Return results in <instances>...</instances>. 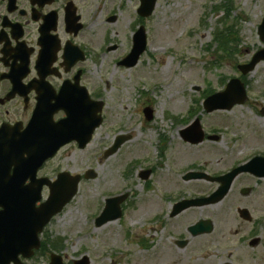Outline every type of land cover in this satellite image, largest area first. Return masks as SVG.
Masks as SVG:
<instances>
[{"label":"rangeland","instance_id":"374dc122","mask_svg":"<svg viewBox=\"0 0 264 264\" xmlns=\"http://www.w3.org/2000/svg\"><path fill=\"white\" fill-rule=\"evenodd\" d=\"M135 4L127 0L124 24L128 27L134 21ZM263 14L264 0H157L152 15L143 22L147 45L138 66L120 69L107 64L108 59L92 65L97 69L96 83L106 87L103 122L84 149L68 148L53 165L81 175L92 170L95 176L82 179L73 199L49 223V252L27 264H48L51 253L60 255L64 264L81 257H87L90 264H216L223 250H234L237 210L245 207L256 216L264 213V180L263 186H252L253 192L243 196L235 193V186L251 185V180L239 177L226 199L184 211L170 230L159 231L154 214L159 211L160 186H172L175 198L204 194L218 183L184 181L182 175L197 167L218 175L239 166L233 163L242 156L264 147L260 144L264 117L257 109L264 106L260 95L264 92V62L246 74L243 104L206 113L202 107L206 97L201 100L205 91H222L231 78L240 77L236 66L247 63L259 48L256 28ZM230 25L233 33L226 40L225 36L216 39ZM123 42L121 49H125ZM224 43L227 52H219V44ZM145 108L152 111L150 121L144 116ZM194 120H199L210 138L195 145L184 143L179 132ZM117 134L124 136L125 143L113 155L103 156ZM163 136L168 145L159 154ZM152 168L147 180L140 179L142 171ZM121 193H127L122 216L96 227L94 219L104 198ZM206 217L214 223L211 234L189 238L183 247L174 244L176 237L188 236L184 227ZM206 253L211 258L203 262Z\"/></svg>","mask_w":264,"mask_h":264},{"label":"flooded vegetation","instance_id":"af4514ba","mask_svg":"<svg viewBox=\"0 0 264 264\" xmlns=\"http://www.w3.org/2000/svg\"><path fill=\"white\" fill-rule=\"evenodd\" d=\"M130 1L136 4L133 9L134 21L128 27L127 22L124 24L127 0H116L115 3H112L111 0H0V130H3L5 140L19 144L22 143L23 138L26 143L25 138L28 137L31 142V132L35 131L40 136L41 132L43 134V128L56 127L58 122L67 118V113L79 107L80 102L87 105L92 101H101L103 111L105 103L102 95L106 87L102 83H96L94 73L97 69L92 65L103 64L108 59L107 64L112 63L120 69H133L140 63L139 59L130 68L122 64L123 59L132 48L135 32L144 26L143 22L146 19L137 12L140 1ZM263 19L264 14L257 24V33ZM258 38L260 45L257 51L264 48V42L259 35ZM122 40H124L125 49H121ZM119 50L121 52H118ZM112 53L115 55L112 56ZM236 71L239 73L237 66ZM91 74L93 77L90 76ZM240 78L248 88L246 75H240ZM210 93L205 91L201 100ZM260 95L264 96V92ZM85 105L83 106L86 107ZM257 109L259 115L264 117L262 113L264 106H258ZM192 110L195 112V107H192ZM76 125L78 127V123ZM6 131H8L7 136ZM94 134L95 132L93 136ZM208 138L210 137L204 132L201 142ZM119 139H123L119 142L121 144L114 152H110ZM162 139L165 141L164 145L160 144ZM125 141L122 134L114 136L112 143L104 150L103 156L113 155ZM184 143L193 144L186 141ZM262 143H264V136L260 141V144ZM166 145H168L167 136H163L159 139V154L160 151L165 152ZM68 148H71V151L78 150L79 142L72 140L59 148L53 157L41 164L33 178L23 174L22 170L26 169L24 164L7 165V167L9 166L8 178L10 181L8 189L11 190L12 198L16 196L19 199V202H11L9 205V213L14 219H24L28 215L35 214L36 208L40 207L50 195V186L57 181L59 174L67 173L66 181L80 175V173L66 169L59 164L53 165L59 155L67 153ZM263 148H252L251 150H254L251 153L245 157L242 156L233 164L240 165L252 155L264 158ZM166 149L168 150V148ZM22 157L26 158V154ZM61 161L65 160L60 159ZM153 168L146 170L149 171L148 177L153 174ZM199 168L190 170L203 172ZM228 170L230 167L213 176L204 173L209 177L216 178ZM125 171L129 172L130 169L127 167ZM144 175L145 172L142 171L140 179L147 180L148 178L144 179ZM241 176L250 179L251 185L238 184L235 186L237 194L247 196L253 192L252 186L258 187L263 184L264 176L248 172L240 173L221 201L234 190V185ZM213 182L218 183L217 181ZM40 183L39 202H35L32 205L34 208L29 210L28 207L31 203L26 199L31 193L36 192ZM218 185L210 191L194 197H206L215 191ZM160 187L162 194L159 198V211L154 214V223L160 227L159 231L162 232V228L164 230L173 229V220L184 212L172 216L175 204L191 197L187 198L181 195L175 198L170 191L172 186ZM242 209H246L249 215L243 218L239 214L240 209L237 210L238 228L235 233L237 238L232 241L234 250H223L224 255L216 256V264H264V213H259L256 216L257 214L255 215L250 209L245 207ZM47 227L48 224L37 234L39 246L34 248L30 258L24 259L19 254L22 260L21 264H27L29 260L45 256L49 252ZM188 227L189 225L184 227L188 236L176 237L175 245H179L182 241H186V245L189 238L209 235L214 231L213 223L211 233L193 236L189 233ZM228 253L229 255H226ZM210 258L211 254L208 253L201 257L203 262H207Z\"/></svg>","mask_w":264,"mask_h":264},{"label":"water","instance_id":"95a60500","mask_svg":"<svg viewBox=\"0 0 264 264\" xmlns=\"http://www.w3.org/2000/svg\"><path fill=\"white\" fill-rule=\"evenodd\" d=\"M141 4L138 13L144 17L150 16L153 12L157 0H140ZM258 34L264 42V19L258 28ZM146 47V33L145 28L140 27L134 34L133 47L130 54L122 61L126 67H131L136 64L140 54H142ZM264 60V48L254 54L252 60L248 64L239 65L238 68L244 74L251 71L255 65ZM247 100L244 84L240 79L232 78L226 85L224 91L217 92L204 100V109L206 112L214 110H228L236 104H243ZM80 102L79 107L74 111L67 113V118L58 122L56 127L43 128V134L31 132V142L28 137L24 138L22 143L13 144L3 137V130H0V205L3 210L0 211V264H14L18 263V255L22 254L25 257L31 255V249L38 246L37 234L41 231L44 225L50 218L60 212L62 208L68 203L77 192V185L80 177L76 176L71 180L66 181L65 173L58 176L57 181L51 186V192L47 201L35 210V214L28 215L24 219H14L9 213V203L11 201V190L9 186V164L25 165L26 169L22 172L27 177H34L39 166L57 151L59 147L77 140L79 147L83 148L90 140L94 129L100 125L101 117L97 114L101 110V102H90L85 105ZM147 119L152 118V111L149 108L144 109ZM264 114V109H262ZM78 123V127L76 125ZM84 123V124H83ZM74 124V125H73ZM8 131H6V136ZM183 140L191 143H199L204 138V133L200 128L199 121L195 120L193 125L181 131ZM13 140V139H12ZM123 139L115 144L110 152H114L121 144ZM26 154V158L22 155ZM15 156V157H14ZM242 172H249L257 176H264V158L255 157L246 164L232 169L230 172L212 178L205 173H188L184 179L189 180L193 178H204L210 181H217L220 185L209 196L204 198H197L192 200H183L175 204L172 216L184 211L192 206H203L218 203L228 193L233 180ZM18 174L20 172H17ZM92 171L85 174L86 178L94 177ZM149 176V171L145 172L144 179ZM32 193L28 202L35 203L39 199V189ZM126 195L110 198L107 200L106 206L102 213L95 221L96 226H101L108 221L115 220L121 216L120 204ZM33 207H31L32 209ZM30 209V207H28ZM30 209V210H31ZM241 217H248L246 209L239 210ZM213 230L211 220L203 219L197 221L195 224L188 227L191 235H199L203 233H210ZM186 241L180 242L183 247ZM49 264H63L62 258L59 255L52 254ZM75 264H89V259L84 257L75 261Z\"/></svg>","mask_w":264,"mask_h":264},{"label":"trees","instance_id":"16d2710c","mask_svg":"<svg viewBox=\"0 0 264 264\" xmlns=\"http://www.w3.org/2000/svg\"><path fill=\"white\" fill-rule=\"evenodd\" d=\"M233 33L232 32V27L231 26H226L224 27L222 30H220L218 33H217V36H216V39L218 38H222L224 37L225 40H226V36H228L229 34ZM219 40V39H218ZM225 42V41H224ZM228 48H227V45L224 43V44H219V47H218V51L219 52H227Z\"/></svg>","mask_w":264,"mask_h":264}]
</instances>
